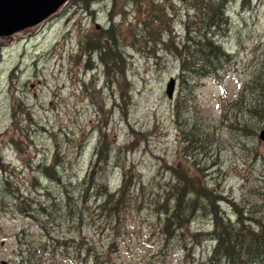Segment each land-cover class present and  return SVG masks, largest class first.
I'll return each mask as SVG.
<instances>
[{"label": "rangeland", "instance_id": "rangeland-1", "mask_svg": "<svg viewBox=\"0 0 264 264\" xmlns=\"http://www.w3.org/2000/svg\"><path fill=\"white\" fill-rule=\"evenodd\" d=\"M78 1L66 0L39 24L0 36V264H26V258L30 264H92L93 257L97 264H193L211 243L196 242L188 257L182 240L165 244L158 216L173 169L188 167L204 178L226 197L221 204L228 211L233 201L264 215V141L258 136L264 122L250 111L264 104V0H231L229 27L220 38L229 62L217 76L189 81L186 101L178 59L148 34L160 30L165 43L170 29L181 40L188 20L201 26L194 2L86 0L85 7ZM147 13L150 27L142 23ZM103 29L123 50L124 83L117 69L119 81L108 79L97 53L88 61L83 50ZM169 77L176 79L171 99ZM175 101L208 133L205 152L195 158H185ZM248 122L255 123L251 131ZM100 129L112 151L108 165L95 167L97 178L116 187L120 169L131 172L130 195L118 214L100 207L95 190L81 191ZM54 158L62 184L40 167ZM48 204L51 215L39 209ZM203 229L211 226L199 215L185 233Z\"/></svg>", "mask_w": 264, "mask_h": 264}, {"label": "trees", "instance_id": "trees-1", "mask_svg": "<svg viewBox=\"0 0 264 264\" xmlns=\"http://www.w3.org/2000/svg\"><path fill=\"white\" fill-rule=\"evenodd\" d=\"M191 1L194 4H190L198 10L195 17L199 19L201 26L197 21L188 20L184 26V36L179 41L175 40L170 29L166 31L167 40L165 43L162 41L160 30L151 29V34H148L154 43L163 44L165 49L170 50L169 52L178 59L182 86L180 91H185L183 101L191 97L192 86L189 81L196 82L207 77L217 76V73L225 67L231 57L220 39L224 38L229 27L227 8L231 0ZM76 3L86 7V0H79ZM242 4L246 3L242 2ZM121 13L126 15L124 10ZM110 17V20L113 19V15L110 14ZM126 17L123 18V23H127ZM146 18L147 20H143L142 23L145 27H150L149 22L152 19L149 13H147ZM156 19L157 17H153V20L156 21ZM111 24L113 26V22ZM98 32L100 35L97 38L84 43L83 50L88 55V61L93 53H97L100 62L105 66L108 79L113 76V80L118 82L122 78L124 83L126 62L123 57V50H119L109 29ZM117 61L122 62V71L116 67ZM116 69L120 72L118 74L120 78L115 76ZM256 79L261 80V77H255L253 80ZM174 105L176 122L179 133H181L182 148L186 152L184 153L185 158L190 159L192 156L195 158V154L205 152L208 133L201 129L197 123L188 120L185 115L184 104L175 101ZM263 107L264 104L258 102L256 109L255 107L250 109L258 118V123L264 122ZM247 124L248 129L250 125L255 126V123L248 122ZM249 130L251 131V129ZM98 133L95 159L83 179L81 191L95 190V194L102 199L100 207L107 209L112 214H118L120 208L125 206L128 195H130L131 172L130 169L121 168L116 187L108 186L97 178L95 167L108 165L112 151L106 132L100 129ZM208 146H211V139ZM56 164L54 158L51 165H40V167L45 177L62 184L56 171ZM172 171L174 183L169 187L171 193L169 197L162 199L164 205L160 204L162 211L158 213V216L162 217L165 244L174 238L182 240V252L189 257L194 245L197 244L196 242L206 240L208 241L206 243H211L205 258L198 259L193 264H264V215L258 216L243 204L238 207L233 201H229L230 210L228 211L221 204L222 201L226 200V197H223V194L218 195L215 188L209 187L204 178L193 175L188 167L187 170L184 168L177 172L178 168H176ZM49 200L54 205V199ZM51 204L40 205L39 209L43 210L45 215L47 213L51 215ZM199 215L207 217L211 230L203 229L187 235L185 228L189 227ZM201 235L202 239H198ZM61 244H65V242ZM26 259H28L25 260L26 264H30L31 258ZM89 261L92 264H97V258L93 257Z\"/></svg>", "mask_w": 264, "mask_h": 264}, {"label": "water", "instance_id": "water-1", "mask_svg": "<svg viewBox=\"0 0 264 264\" xmlns=\"http://www.w3.org/2000/svg\"><path fill=\"white\" fill-rule=\"evenodd\" d=\"M66 0H0V36H10L24 28L39 24L51 15ZM176 79L169 77L165 94L171 99ZM264 141V128L258 133Z\"/></svg>", "mask_w": 264, "mask_h": 264}, {"label": "bare ground", "instance_id": "bare-ground-1", "mask_svg": "<svg viewBox=\"0 0 264 264\" xmlns=\"http://www.w3.org/2000/svg\"><path fill=\"white\" fill-rule=\"evenodd\" d=\"M259 133V132H258ZM90 168V167H89Z\"/></svg>", "mask_w": 264, "mask_h": 264}]
</instances>
